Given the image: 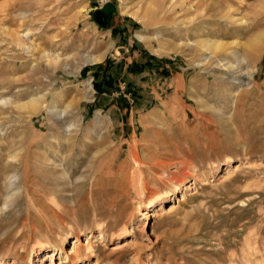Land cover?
I'll return each mask as SVG.
<instances>
[{
	"label": "rangeland",
	"instance_id": "obj_1",
	"mask_svg": "<svg viewBox=\"0 0 264 264\" xmlns=\"http://www.w3.org/2000/svg\"><path fill=\"white\" fill-rule=\"evenodd\" d=\"M262 33L264 0H0V264H264V39L252 91L188 47ZM135 43L160 68L107 85Z\"/></svg>",
	"mask_w": 264,
	"mask_h": 264
},
{
	"label": "bare ground",
	"instance_id": "obj_2",
	"mask_svg": "<svg viewBox=\"0 0 264 264\" xmlns=\"http://www.w3.org/2000/svg\"><path fill=\"white\" fill-rule=\"evenodd\" d=\"M236 22L239 23L240 25L246 24V21L244 18H238V19H236ZM25 37L29 38L30 32L26 33ZM138 39L142 42H146V41L150 40L143 35H138ZM263 39H264V33L256 36L254 39L246 41L245 43H241V41H239V42L233 41V43L225 44L218 39L217 40H207V39H200V38L198 39L197 38L193 42V44L191 46L189 45L188 47H190V49H192V51H194L197 55H199L202 58V59L199 58V60L196 62L198 67H203L206 69H209L211 67L213 69L212 70L213 72L217 71L219 74V75L214 74L216 78H222L224 81L231 83L233 86H237L239 89L240 88H242V90L243 89H251V91H252V89H253L252 79L254 77V72H255L254 64L256 63L258 54L260 53V48L262 47ZM19 45L21 46V44H19ZM183 46H187V45L186 44H182V45L178 44V45H173L171 48L162 46V48L157 50L155 53H157L158 56H169V57L171 55L173 56V54L180 55L179 52L183 53V51L185 50ZM34 48H36V47L34 46ZM240 50H244V52H245L244 56H242L240 54V52H241ZM28 51H29V49H28ZM109 51H110V48H108L106 52H104L103 54H100V55L89 53V54H85V55L81 56L80 61L77 62V68L75 69L74 72H76L78 69H80L86 65L101 63L106 58ZM221 53H223V54L229 53L230 56L233 57L234 62L233 63L228 62L224 58L220 59ZM205 54H209V56H206ZM44 56L46 57V59L48 61L47 62L48 68L56 67V66H63V64L66 65L65 61H62L60 59V56H58V55H55V56L44 55ZM84 88H85L86 98H88L89 93H90L91 88H92L90 86V83H88L86 86H84ZM198 99H200V98L198 97ZM203 100L201 99V100H199V102L203 103L202 102ZM40 102H41V99H38V100H33V101L29 102L28 104L18 105V103H17V106H20L21 108H27V109H32L33 111H36L38 109ZM234 103L235 102L233 100V105H234ZM0 105L2 107H6V106H10V105H16V103L14 102L13 99L8 100V99H6V97H3L0 94ZM204 105H205L204 106L205 110H212V107H211L212 105L210 106L207 103L206 104L204 103ZM53 109H51V110H53ZM53 112H55V111H53ZM229 119H230V117H229ZM74 128H75L74 125H68L66 127L68 134L72 133ZM1 132L2 131L0 130V137L2 136ZM188 167H189V163H188ZM14 179H17V177L14 176L13 178H11L9 180V182L12 185L15 184ZM181 183H183V181L180 182L178 185L181 186ZM141 188L143 190V187H140L139 189H141ZM77 239L80 240V236H77ZM62 246H63V243H62ZM61 251L62 252L64 251L63 247H61ZM57 252H59V251H57ZM54 256L55 255H51V259H54L53 258Z\"/></svg>",
	"mask_w": 264,
	"mask_h": 264
},
{
	"label": "crops",
	"instance_id": "obj_3",
	"mask_svg": "<svg viewBox=\"0 0 264 264\" xmlns=\"http://www.w3.org/2000/svg\"><path fill=\"white\" fill-rule=\"evenodd\" d=\"M126 30H128V29L126 28ZM138 35H140V34L136 35L137 39H138ZM109 36L110 37L113 36L111 32L109 33ZM134 42L135 41H133L130 46H133L132 44ZM139 42H142V41L139 40ZM151 42L152 41L150 40V41H146V42H143V43L150 44ZM135 45L138 48L139 45L137 43H135ZM140 52H141V50L139 48L138 49H134V51L132 52V57H129V58L128 57H122L121 55H120V57H117L115 55L114 62H113V64L115 65V70L114 71L116 73L117 70L120 69L122 74L120 73V76H118L116 74L114 75V73H111L109 76L107 75L106 76L107 85L109 84V85L115 86V85L118 84V82H121V85L126 86V84L129 83V85H128L129 88L132 86V88L136 89V88H139V87H136L137 86L136 82H138V79L143 80L142 75H146V73H148V76L151 75V74H155V72H157L156 69L160 68V67H157L160 63H159V61L153 60V58L150 57V56H143L144 60L145 59L149 60V62H147L148 66H144V67H142V69H140V68L136 69L135 70L136 71L135 74L131 73L133 71L132 70L133 66L129 67V64L131 62H133L136 57H140L141 56ZM130 58H132V59H130ZM90 65H95V64H90ZM97 68H98V71H100L99 73L103 72V69L101 67L98 66ZM101 77L102 76H100V78ZM148 79H149V77H148ZM132 82L134 83V87H133ZM90 86H91V84H90ZM91 90H92V88H91Z\"/></svg>",
	"mask_w": 264,
	"mask_h": 264
}]
</instances>
